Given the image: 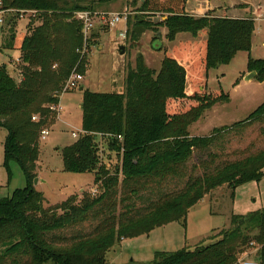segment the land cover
Masks as SVG:
<instances>
[{"label":"trees","instance_id":"1","mask_svg":"<svg viewBox=\"0 0 264 264\" xmlns=\"http://www.w3.org/2000/svg\"><path fill=\"white\" fill-rule=\"evenodd\" d=\"M117 1L127 0H2L0 12L5 19L13 16L2 50L14 49L18 20L30 17L13 72L0 64L6 165L17 161L27 180L24 189L0 201V264H109V252L122 240L149 236L172 223L186 227L189 211L213 192L235 193L264 178V148L231 152L226 139L253 123L264 125V103L248 119L207 137L187 131L205 112L229 102L223 91L204 92V74L250 51L254 19L216 17L211 11L195 17L187 13L191 0H133L130 7L141 14L138 24L144 29L166 27L169 42L182 34L193 39L167 52L158 73L140 55L126 74L123 94L84 92L83 134L62 150L63 166L68 173L94 175L100 193L45 206L33 185L42 132L57 117L50 108L60 104L70 77L87 71L82 26L74 15L96 13ZM240 1L244 7L247 0ZM158 14L168 19L147 21ZM248 70L264 82V60L250 59ZM187 80L193 96L186 93ZM100 135L120 159L114 169L99 155ZM210 239L218 240L156 252L152 264H237L251 245L261 248L257 258L264 264V207L233 215L230 227Z\"/></svg>","mask_w":264,"mask_h":264},{"label":"rangeland","instance_id":"2","mask_svg":"<svg viewBox=\"0 0 264 264\" xmlns=\"http://www.w3.org/2000/svg\"><path fill=\"white\" fill-rule=\"evenodd\" d=\"M129 2H133V0L113 2L96 10V13L104 14L128 13L130 24L125 21L114 26H107L100 22L96 24L92 33L91 46L87 53L88 64L84 78L79 87L61 97V112L46 128L49 131L48 136L44 140L41 139L37 164L39 182L37 184L34 182L33 185L38 192L43 194L47 208L63 204L72 196L81 199L83 194L100 193L94 184V175L68 173L64 171L63 166L62 150L72 145L83 134L80 133L83 132V110L81 107L84 92L123 94L126 74L130 67L136 68V60L140 55L144 57L147 66L158 73L167 52H171L174 46L181 41L193 39L188 34H182L177 37L176 41L169 42L166 39L168 32L166 27L144 29L138 24V17H142L141 14L136 8L130 7ZM251 3H262L264 6V0L244 1L246 7L251 6ZM29 15L20 19L19 39L25 32L28 34L26 23L29 24ZM12 17L11 15L6 17L5 31H8ZM154 17L163 19L167 15L158 14L152 18ZM250 18L253 16L250 15ZM256 22L250 51L239 52L229 64L211 69L207 73V77L204 74L207 83L204 92L212 94L223 91L229 96V102L208 110L197 122L191 124L187 129L191 137H207L212 134L214 129L232 127L236 123L248 119L264 103V82L247 81L248 75L245 76L248 73L250 59L264 60V17H259ZM35 25H39V23ZM136 30L141 33H135ZM121 34H126L128 39L123 40ZM1 44L0 26V47ZM121 47H125L124 54L121 53ZM20 56V49L3 50L0 53V64H5L9 72H13V61L19 59ZM199 72L197 70L196 73ZM186 93L190 96L195 93L194 87L188 80L186 81ZM177 111L181 110L177 109ZM263 131L264 125L253 123L247 126L242 134H238L237 131L226 134L227 141L231 143L230 151H247L253 146H255L254 150L263 149ZM73 133L79 136L74 138ZM7 137V131L0 128V201L10 197L15 190L24 189L27 186L26 177L18 162L11 160L8 162V166L6 165L5 144ZM109 141L108 137L103 138L100 135L98 139L99 155L114 169L119 166L120 159L111 150ZM259 185H256L257 188L255 185H245L248 188L240 187L235 193L228 188H220L189 211L186 227L180 223H172L165 228L155 230L150 237L140 236L135 239L122 240L109 252V264H152L156 252H176L185 248L195 249L203 241L204 245L213 244L218 239L211 240L210 238L229 228L233 215H246L264 206V181ZM255 199H257V203L254 202ZM260 249L259 246L251 245L241 258L249 255L247 257L249 261L260 264L257 258Z\"/></svg>","mask_w":264,"mask_h":264},{"label":"crops","instance_id":"3","mask_svg":"<svg viewBox=\"0 0 264 264\" xmlns=\"http://www.w3.org/2000/svg\"><path fill=\"white\" fill-rule=\"evenodd\" d=\"M247 1L250 2L252 0H247ZM242 4L243 3L240 0H207V1L206 0H197V1L191 0L187 4V13L189 15H192V16H195V17H201V16H205L209 11H211L213 13V15H215L216 17H226L227 16L228 18H231V19H247V18H250V15H252L253 19H254V24L257 23L256 20L259 17H264V6L262 5V3H259V4H256V3L252 4L251 3L252 5L249 6V7H246L245 5H244V7H242ZM226 11H227V13H226ZM0 17L3 18V20H4V23L2 25H0L1 26V34H2V44H1V47H0V53H1V52H3L2 47L4 45V32H5V27L4 26H5L6 23H5L4 14L0 15ZM22 19H24V18H22ZM21 20L18 21L17 27H16V36L17 37H16V42H15L14 49L15 48L16 49H20L22 39L26 35V32H25L24 35H21L22 37L20 36L21 37L20 39L18 38V26H19V22ZM26 26H28L27 23H26ZM19 60H20V58L16 59L15 61H13V66H15V64H17V61H19ZM251 73L252 72H249V70H248V73L245 74V76H247V75H249ZM254 80H256V78ZM251 81H253V80H251ZM263 181H264V178L259 183H255L254 182V183L247 184L246 186H254V185L256 186L257 184L261 185V183ZM246 186H242V187L245 188ZM246 188H248V187H246ZM256 188H257V186H256ZM259 189H260V187H259ZM254 202L257 203V199H255ZM262 206H263V204H262ZM262 208H259L257 211L261 210ZM249 213H251V212H249ZM165 227L166 226H164L162 228H165ZM150 235L147 236V237H150ZM248 256H245L243 258L240 257V258L244 259V258H247Z\"/></svg>","mask_w":264,"mask_h":264},{"label":"built area","instance_id":"4","mask_svg":"<svg viewBox=\"0 0 264 264\" xmlns=\"http://www.w3.org/2000/svg\"><path fill=\"white\" fill-rule=\"evenodd\" d=\"M0 6H2V0H0ZM4 13L5 12H0V15H2ZM74 18L82 26V35H83V40H84V46H83L81 53L84 55V54L88 53V49H89L90 43H91L90 42L91 41V35H92L93 31L95 30L97 23L100 22V23L107 25V26H114V25L120 23L121 21H125L128 23L129 14L128 13L104 14V13H93L90 11H81V12L75 13ZM96 20H98V22H96ZM3 23H4V20H3V18L0 17V25H2ZM121 38L123 40H127L128 36L126 34H121ZM83 78H84L83 76L74 73L70 77L69 81L67 82V85H66L65 90H64V94L71 91L72 89H76L77 87H79L80 82L83 80ZM50 109L53 112L57 113L58 115L61 112L60 104L57 106L55 105V106L51 107ZM33 121H38V117H34ZM48 133H49L48 130H44L42 132L41 139L44 140L46 138V136H48ZM82 133H80V134H82ZM78 136H79L78 134L73 133L74 138H77ZM252 246H254V245H252ZM237 264H259V263L254 262V261H249L247 258H244V259L239 260V262Z\"/></svg>","mask_w":264,"mask_h":264},{"label":"water","instance_id":"5","mask_svg":"<svg viewBox=\"0 0 264 264\" xmlns=\"http://www.w3.org/2000/svg\"><path fill=\"white\" fill-rule=\"evenodd\" d=\"M167 19H168V17L163 18V19L156 17V18H148L147 21L154 23V24H158L160 22H165ZM143 31H144V29H143ZM135 33L140 34L141 32L136 30ZM120 50H122L121 51L122 54L125 53V47H121ZM256 76H257V74L255 72H252L251 74L248 75L246 80L247 81L254 80L256 78ZM34 182H35V184H37L39 182V179L38 178L35 179ZM131 264H134V263H131Z\"/></svg>","mask_w":264,"mask_h":264}]
</instances>
